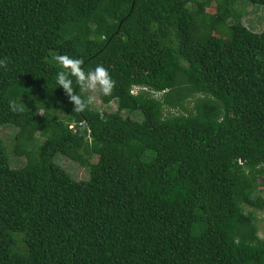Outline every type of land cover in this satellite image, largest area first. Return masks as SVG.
Here are the masks:
<instances>
[{"label": "trees", "instance_id": "obj_1", "mask_svg": "<svg viewBox=\"0 0 264 264\" xmlns=\"http://www.w3.org/2000/svg\"><path fill=\"white\" fill-rule=\"evenodd\" d=\"M235 1L0 0V264H264V30ZM57 55L112 93L73 112Z\"/></svg>", "mask_w": 264, "mask_h": 264}, {"label": "clouds", "instance_id": "obj_2", "mask_svg": "<svg viewBox=\"0 0 264 264\" xmlns=\"http://www.w3.org/2000/svg\"><path fill=\"white\" fill-rule=\"evenodd\" d=\"M60 69L55 73V85L62 88L66 93L69 102L73 105V112L82 113L92 103L93 97L89 96L87 100L78 95L73 89L75 82L81 91H99L103 96H109L114 88L115 81L111 78L109 72L102 66L96 65L87 72L81 67L84 63L79 58H73L68 55H57L55 57ZM13 110H19L12 106Z\"/></svg>", "mask_w": 264, "mask_h": 264}, {"label": "rangeland", "instance_id": "obj_3", "mask_svg": "<svg viewBox=\"0 0 264 264\" xmlns=\"http://www.w3.org/2000/svg\"><path fill=\"white\" fill-rule=\"evenodd\" d=\"M235 10L237 11V15L241 16L242 24L248 28L251 32L261 33L264 30V6L263 5H252L248 3L246 0H237L235 1ZM86 94L93 97L92 105L95 107H99V99H98V90L93 92L90 90H85ZM114 103L109 105L108 109H113ZM136 114H132V118L134 119ZM139 118V117H138ZM16 133V129L6 126L0 129V138L6 144H10L11 136ZM95 161L94 157L91 158V162ZM54 163L60 166L68 175H70L75 180L81 181L85 180L88 177V169L78 165L71 160H68L60 155H57L54 159ZM22 165L20 159H12V166L17 168ZM257 215V226H258V236L261 239H264V211H258Z\"/></svg>", "mask_w": 264, "mask_h": 264}]
</instances>
